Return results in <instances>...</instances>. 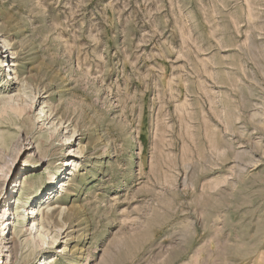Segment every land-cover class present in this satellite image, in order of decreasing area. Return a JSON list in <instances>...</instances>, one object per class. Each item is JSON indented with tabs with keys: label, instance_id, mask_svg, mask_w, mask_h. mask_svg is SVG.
Instances as JSON below:
<instances>
[{
	"label": "rangeland",
	"instance_id": "obj_1",
	"mask_svg": "<svg viewBox=\"0 0 264 264\" xmlns=\"http://www.w3.org/2000/svg\"><path fill=\"white\" fill-rule=\"evenodd\" d=\"M2 40L0 264H264V0H0Z\"/></svg>",
	"mask_w": 264,
	"mask_h": 264
},
{
	"label": "bare ground",
	"instance_id": "obj_2",
	"mask_svg": "<svg viewBox=\"0 0 264 264\" xmlns=\"http://www.w3.org/2000/svg\"><path fill=\"white\" fill-rule=\"evenodd\" d=\"M1 45L6 47V42L3 40L0 41V74L2 73V76H3V78L0 79V87L2 88L1 85L4 82H8V80H11V81L14 80V75H15L14 69L15 68H14V64H13V57L8 52V49L5 52H2L1 51ZM6 62H8V65L6 68H4L3 66H6ZM2 64H4V65H2ZM5 90H6V88H5ZM7 107H9V106H7ZM7 107L4 110L0 111V116L2 118H6L9 115H14V116L19 117V119H20V117L23 115V113L25 111L30 109V107L31 108L33 107V104H31L30 107L28 104V106H26V108H25V106L22 108L18 107V106L17 107L10 106V108H7ZM41 111L44 112L43 110H41ZM36 118H37L36 120H40L42 117L41 116L39 117V115H38ZM48 120H50V119L49 118L46 119L45 122ZM60 122H62V119H60ZM55 126H54V128H55ZM54 131H55V129H54ZM53 134H50L49 137H52ZM2 137H3V135H1V138ZM41 143L43 144L44 141L42 140ZM7 144L8 143L4 141V145H7ZM77 153L78 154L79 153L84 154L85 148L79 147ZM68 164H69V162L66 161L65 166H67ZM65 174L66 173H64V171H60V170H57L54 173V175L50 178V183L48 185H46L45 187H42L37 192L36 197L39 198V201L36 202V205L34 207H28V203H29V199H30L29 197H25L22 201L19 202V205L16 208L17 220H16V222L14 221L13 233H15L16 236L22 235L23 237H25L26 243L24 244V249H26V247H30V249L32 251H34L38 247L40 248V245H42V244L46 245V243H47L46 240L50 236H52L51 240H52L53 244L59 238L60 232L62 230H59V231L57 230L58 232L54 230V232H51L50 228L48 226H44V223H39L37 218L41 217V219H46V220L52 219L55 223L56 220L54 219V217H55V213L57 211V208L52 207L53 201L51 200V196L53 195L54 187L58 186L59 189L57 190V193H60L71 185L72 179L70 180L69 183H67V181L65 179H63ZM29 178H31V177H29ZM29 178L27 177V178H25V180H29ZM44 189H46V190H44ZM39 202H41L40 205H38ZM61 210H62V208H61ZM60 214H62V213H60ZM31 217H32V219H31ZM46 220H44V221H46ZM34 231H35V233H33ZM18 252H20V251H18ZM60 252H63V251H60ZM56 261H57V259L55 257L48 256V257H45L43 264H55Z\"/></svg>",
	"mask_w": 264,
	"mask_h": 264
}]
</instances>
